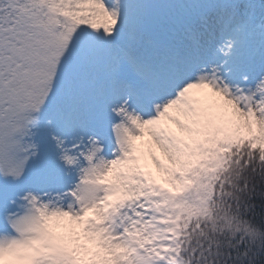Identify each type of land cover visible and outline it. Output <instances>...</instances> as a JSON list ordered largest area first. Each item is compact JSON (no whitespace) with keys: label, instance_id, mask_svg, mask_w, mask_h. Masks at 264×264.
Instances as JSON below:
<instances>
[{"label":"snow or ice","instance_id":"1","mask_svg":"<svg viewBox=\"0 0 264 264\" xmlns=\"http://www.w3.org/2000/svg\"><path fill=\"white\" fill-rule=\"evenodd\" d=\"M0 264H264V0H0Z\"/></svg>","mask_w":264,"mask_h":264}]
</instances>
